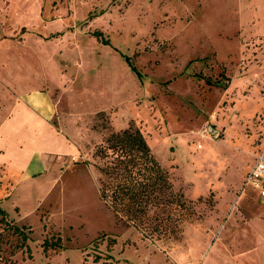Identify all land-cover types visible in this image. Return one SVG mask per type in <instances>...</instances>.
I'll use <instances>...</instances> for the list:
<instances>
[{"label":"rangeland","instance_id":"374dc122","mask_svg":"<svg viewBox=\"0 0 264 264\" xmlns=\"http://www.w3.org/2000/svg\"><path fill=\"white\" fill-rule=\"evenodd\" d=\"M31 95L47 122L0 149V207L30 256L6 231L0 264H264V198L245 182L264 148V0H0V110ZM130 126L190 205L177 240L99 198L94 150Z\"/></svg>","mask_w":264,"mask_h":264},{"label":"trees","instance_id":"16d2710c","mask_svg":"<svg viewBox=\"0 0 264 264\" xmlns=\"http://www.w3.org/2000/svg\"><path fill=\"white\" fill-rule=\"evenodd\" d=\"M94 35L103 45H109L101 33ZM123 58L140 78L129 57ZM93 157L102 162L96 166L99 198L118 222L135 228L152 241L180 238L181 225L191 210L190 205L183 192L175 190L171 175L156 159L139 129L130 126L119 132H111L95 148ZM0 217V224L4 226L0 239L3 232L11 230L19 236L21 247L30 256V249L26 245L30 228L9 224L1 207ZM42 248L44 252L63 249L60 239L56 242L45 240Z\"/></svg>","mask_w":264,"mask_h":264},{"label":"crops","instance_id":"0c3cea01","mask_svg":"<svg viewBox=\"0 0 264 264\" xmlns=\"http://www.w3.org/2000/svg\"><path fill=\"white\" fill-rule=\"evenodd\" d=\"M5 79V76L2 75V81H7L8 82V76ZM7 99L5 100V108L4 110H0V149H7V146L4 147V140L1 139L2 137L4 138L7 136V133L11 130L15 131H20L23 132L22 129L24 128H34L32 127L33 124H43L45 121L47 122L46 119L37 117L35 116V113L32 111V107L36 108V101L37 98L33 95L29 96L28 99L24 102H18L16 105L13 106L12 110L11 107L9 106V102ZM25 116L28 117L25 119ZM30 123L29 126L26 124ZM33 123V124H31ZM35 129V128H34ZM17 136L16 134L14 135L13 138ZM61 139L57 135H55V140L58 142V140ZM62 140V139H61ZM63 141V140H62ZM2 144V145H1ZM50 145V142H47L45 144H42L44 148L48 147ZM3 154H0V162L2 163L3 159Z\"/></svg>","mask_w":264,"mask_h":264},{"label":"built area","instance_id":"2783aa9c","mask_svg":"<svg viewBox=\"0 0 264 264\" xmlns=\"http://www.w3.org/2000/svg\"><path fill=\"white\" fill-rule=\"evenodd\" d=\"M201 134L208 136V130L203 129ZM245 182L247 186L264 198V148L256 156L254 165L248 172Z\"/></svg>","mask_w":264,"mask_h":264}]
</instances>
